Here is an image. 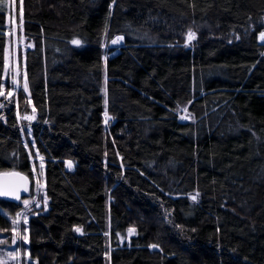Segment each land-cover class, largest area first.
<instances>
[{
	"label": "trees",
	"instance_id": "1",
	"mask_svg": "<svg viewBox=\"0 0 264 264\" xmlns=\"http://www.w3.org/2000/svg\"><path fill=\"white\" fill-rule=\"evenodd\" d=\"M21 2L31 48L17 103L36 120L25 142L0 100V174L32 179L25 144L44 159L30 260L264 264V0ZM21 199L0 198L7 241Z\"/></svg>",
	"mask_w": 264,
	"mask_h": 264
},
{
	"label": "rangeland",
	"instance_id": "2",
	"mask_svg": "<svg viewBox=\"0 0 264 264\" xmlns=\"http://www.w3.org/2000/svg\"><path fill=\"white\" fill-rule=\"evenodd\" d=\"M0 9H4L5 16V49H4V71L2 78V91L0 93V100L5 99L10 104L14 103L16 111L18 112V122L20 124V130L22 136H26L25 142H29L31 138L30 125L35 122V114L32 112V108L29 105L23 103L21 109L18 107L17 94L20 92L28 99V91H25L24 85L25 69H24V55L27 49L31 48L30 43L24 37L22 29L23 21V8L21 0H0ZM264 24V19H263ZM188 34V33H187ZM185 36L184 45L190 46L196 39L188 40V36ZM259 42L264 45V41L259 39ZM122 45V40L116 44H105L104 49L107 51L110 48L119 47ZM11 93V95H9ZM1 101V102H2ZM0 102V106L2 103ZM181 117H185L181 119ZM106 117V122H107ZM181 121H188L189 117L185 110L179 115ZM29 145V146H28ZM27 151L30 155V162L32 168V179H30L29 191L24 194V198L18 202L20 206V212L22 215L18 219L17 224H13V220H17V215L14 218H8L11 222V230L8 240V234L5 230L0 229V261L6 262V264H31L29 258L26 243H27V222L30 215L37 213L38 210L45 212L48 207V200L45 201L44 190V159L38 155L35 147L32 143L25 144ZM42 158V159H41ZM39 181V183H37ZM29 200L30 203L25 207L23 201ZM39 203V207H37ZM39 211V212H40ZM5 216L9 217L7 213ZM9 253H17V257L12 259ZM36 264V263H35Z\"/></svg>",
	"mask_w": 264,
	"mask_h": 264
},
{
	"label": "snow or ice",
	"instance_id": "3",
	"mask_svg": "<svg viewBox=\"0 0 264 264\" xmlns=\"http://www.w3.org/2000/svg\"><path fill=\"white\" fill-rule=\"evenodd\" d=\"M187 36H188V40L190 41V40H192V39H195V33H193L192 31H189L188 32V34H187ZM123 39V37H120V36H117L115 39H113L111 42H112V44H116L117 42H119L120 40H122ZM259 39L261 40V41H264V32H261L260 34H259ZM71 43L72 44H74V45H79L80 44V40H78V39H73L72 41H71ZM24 88H25V91H27V83L25 82V85H24ZM9 95H11V93H9ZM185 117H181V119H184ZM42 159V158H41ZM15 175H18V174H15ZM24 178L23 177H20V180L22 181ZM37 183H39V181H37ZM22 185H20V184H17V183H8V184H4V185H0V195H12V196H14L17 200H19L20 199V197H19V195H18V192H19V190H20V187H21ZM27 189L25 188V191H26ZM46 197H45V201H46ZM192 199H195V196H193L192 197ZM23 203H24V205H25V207H27L28 206V204L30 203V201L29 200H24L23 201ZM37 207H39L40 205H39V203H37V205H36ZM22 215V213H18L17 214V220H13V224L15 225V224H17L18 223V219H19V217ZM76 231H80V229L79 228H76L75 229ZM133 231V229H129V232L131 233ZM151 247H156L155 245H152ZM9 255L12 257V259H15L16 257H17V253H9ZM0 264H6V262H4V261H0Z\"/></svg>",
	"mask_w": 264,
	"mask_h": 264
},
{
	"label": "water",
	"instance_id": "4",
	"mask_svg": "<svg viewBox=\"0 0 264 264\" xmlns=\"http://www.w3.org/2000/svg\"><path fill=\"white\" fill-rule=\"evenodd\" d=\"M15 174L18 173L0 174V185H4L8 183H17L22 185L18 192L19 197L22 198L24 194H26V192L29 191L30 183L28 178L25 177L24 175L21 174L15 175ZM20 177H23L24 179L21 181ZM25 188L27 189L26 191ZM0 198L8 201H17V199L12 195H0Z\"/></svg>",
	"mask_w": 264,
	"mask_h": 264
}]
</instances>
